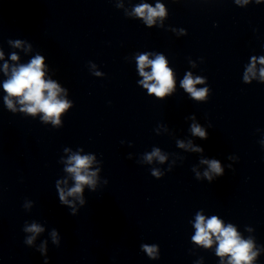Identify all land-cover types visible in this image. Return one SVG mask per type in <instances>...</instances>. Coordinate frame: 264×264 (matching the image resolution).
Listing matches in <instances>:
<instances>
[{
  "label": "clouds",
  "instance_id": "1",
  "mask_svg": "<svg viewBox=\"0 0 264 264\" xmlns=\"http://www.w3.org/2000/svg\"><path fill=\"white\" fill-rule=\"evenodd\" d=\"M135 13L139 16H145L147 13V23L151 25L153 18L156 16L164 15V8L162 5L157 4L156 8L153 9L149 5L145 4L138 6L134 9ZM20 42H16V46H19ZM2 53H0V58H2ZM12 60H16L15 54L11 57ZM138 65L140 75L144 77V86L148 88L149 93H155L157 96H164L169 92L173 86L174 81L172 77V71L167 67L165 58L159 55L154 60H149L147 55H141L138 58ZM264 64V58L260 61ZM150 66L151 73H146L144 68ZM254 67V65H253ZM5 73L7 74L8 65L4 66ZM252 68H249V72ZM261 76H264V69L261 70ZM149 81H155V83H148ZM199 78L193 80L190 75L186 76L182 81V87L186 91L192 94V97L196 99H201L206 94V89L197 91L194 87L196 83H200ZM4 90L9 96H15L19 98V102L25 107L22 109L31 114H35L37 111H42L45 114V119L49 117L54 118V123H59L58 115L65 110L69 105L67 102L57 99V94L60 91L58 86L51 81L44 80L43 72V57L36 56L27 65H21L18 68H13L10 78L3 85ZM45 93H47L45 95ZM6 103L9 108H13L12 101L5 98ZM192 132L194 135H198L202 138H206V134L197 125L192 126ZM183 147V145H180ZM153 156H159V152L154 151L152 154L148 155L146 158L150 161ZM163 160V157H160ZM92 162V158L89 156L74 155L69 160V167L66 169L69 173L74 174V180L76 182L75 187L71 188L68 192V196H74L82 191V185L93 184L91 176L86 174V170ZM204 163L209 165L212 172L222 175V169L218 160H205ZM95 175V173H92ZM205 176L211 181L212 177L206 172ZM59 200L63 203H69L66 200L65 193L63 189L59 190ZM83 203V201H81ZM196 234L193 239L202 243L204 246L208 247L212 244V236L215 235L216 240L219 241V246L217 249L218 255L230 254L231 260L230 264H247L253 258L250 255L251 243L248 241L241 240L232 225L228 227H223L222 222L215 216L205 221L202 215H197L196 217ZM26 231L39 233L42 231L36 224H32ZM55 230L53 231V236L55 237ZM34 238V237H33ZM33 238H29L27 241L29 244L32 242ZM145 250L151 255L152 249L145 246Z\"/></svg>",
  "mask_w": 264,
  "mask_h": 264
}]
</instances>
